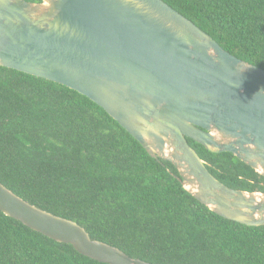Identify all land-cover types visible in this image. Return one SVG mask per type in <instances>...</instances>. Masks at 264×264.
<instances>
[{
    "label": "water",
    "instance_id": "water-1",
    "mask_svg": "<svg viewBox=\"0 0 264 264\" xmlns=\"http://www.w3.org/2000/svg\"><path fill=\"white\" fill-rule=\"evenodd\" d=\"M0 65L101 105L218 215L264 225V192L216 178L188 138L264 176V69L225 50L163 0H0ZM0 210L108 264H153L93 239L0 181Z\"/></svg>",
    "mask_w": 264,
    "mask_h": 264
},
{
    "label": "trees",
    "instance_id": "trees-1",
    "mask_svg": "<svg viewBox=\"0 0 264 264\" xmlns=\"http://www.w3.org/2000/svg\"><path fill=\"white\" fill-rule=\"evenodd\" d=\"M163 1L264 69V0ZM188 141L221 182L264 192V176L235 154ZM177 176L88 96L0 65V181L14 193L153 264H264V225L218 215ZM0 264L108 263L0 210Z\"/></svg>",
    "mask_w": 264,
    "mask_h": 264
}]
</instances>
